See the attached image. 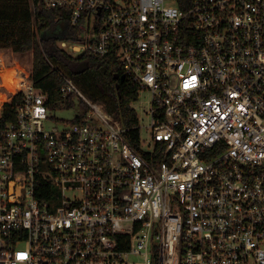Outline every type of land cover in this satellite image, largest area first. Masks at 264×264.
Returning <instances> with one entry per match:
<instances>
[{
	"label": "built area",
	"instance_id": "built-area-1",
	"mask_svg": "<svg viewBox=\"0 0 264 264\" xmlns=\"http://www.w3.org/2000/svg\"><path fill=\"white\" fill-rule=\"evenodd\" d=\"M43 5L70 10L69 54L115 52L151 93L153 144L134 147L63 70V98L88 108L47 127L50 95L21 63L0 127V264H264V0ZM3 49L0 67L19 63Z\"/></svg>",
	"mask_w": 264,
	"mask_h": 264
},
{
	"label": "trees",
	"instance_id": "trees-1",
	"mask_svg": "<svg viewBox=\"0 0 264 264\" xmlns=\"http://www.w3.org/2000/svg\"><path fill=\"white\" fill-rule=\"evenodd\" d=\"M62 24L63 32H54V26ZM78 33V27L71 24L68 9L46 8L43 0H0V48L33 54L32 79L49 93L50 106L56 108L61 103V107L71 108L75 104L74 94L64 99L61 93L63 78L60 71L63 70L89 91L94 100L101 102L115 120L128 128L127 139L140 149V123L132 106L139 98L137 84L129 77L121 80L124 70L115 52L97 55L86 51L74 56L60 46L62 40H76ZM1 87L0 94L8 97V89L3 92ZM18 98L19 95H15L12 102L5 103L0 127L16 118ZM158 151L156 157L162 159L160 148Z\"/></svg>",
	"mask_w": 264,
	"mask_h": 264
},
{
	"label": "rangeland",
	"instance_id": "rangeland-1",
	"mask_svg": "<svg viewBox=\"0 0 264 264\" xmlns=\"http://www.w3.org/2000/svg\"><path fill=\"white\" fill-rule=\"evenodd\" d=\"M63 29H64L63 24L61 26H59V25L54 26V32H57V34L63 32ZM3 52L5 53V55L6 54L10 55L11 56L10 59H12L13 56L17 57V60H18L17 62H19L17 64L14 61L9 60L7 58V60H6L7 67H8V65L16 66V67L24 66L23 64L27 63L28 65H30V67L32 69L33 54L31 52L26 53V54L16 53L11 48H4ZM21 63H23V64H21ZM77 84H78L79 88L83 91V93L89 99H91L92 101H96L89 94V91H87L78 82H77ZM4 89L7 91V89L5 87H4ZM8 91H13V90H11V88H10V89H8ZM6 99H8V97L3 98V100L1 102L6 103L8 101V100L6 101ZM150 99H151V93L149 91H143L140 94V97L136 101L133 102V107L136 109V111L138 113V118H139V123H140L139 125H140V130H141V141H142V144L144 147H147L148 145L153 144V137L151 135L150 130L146 126L148 123V116L146 114V111L150 108ZM83 105H84V103H83L82 99L79 96H77L75 98V104L73 105V107H71V108L57 107V108L51 110L50 111V118L47 120V123H46L47 127L53 128V127L64 126L66 123L77 118L78 116H80L84 112L85 108ZM134 259L137 261L142 260V258L140 256L134 257Z\"/></svg>",
	"mask_w": 264,
	"mask_h": 264
},
{
	"label": "bare ground",
	"instance_id": "bare-ground-1",
	"mask_svg": "<svg viewBox=\"0 0 264 264\" xmlns=\"http://www.w3.org/2000/svg\"><path fill=\"white\" fill-rule=\"evenodd\" d=\"M20 70V66L14 68H3L0 67V86H5V88L13 90L9 92L16 91V87L18 86V80L19 78H16V72ZM1 96V94H0ZM9 99V98H8ZM6 99V101L8 100ZM3 100L2 97H0V103ZM3 104V102H2ZM1 104V105H2ZM0 105V108H1Z\"/></svg>",
	"mask_w": 264,
	"mask_h": 264
},
{
	"label": "crops",
	"instance_id": "crops-1",
	"mask_svg": "<svg viewBox=\"0 0 264 264\" xmlns=\"http://www.w3.org/2000/svg\"><path fill=\"white\" fill-rule=\"evenodd\" d=\"M3 68H14V69H15L16 66H13V67H10V66H9V67H3ZM6 89H7V88H6ZM1 91L6 92V90L4 89V87H1ZM0 97H2V98H6V97H4V96H2V95H1ZM1 104H2V102L0 103V105H1Z\"/></svg>",
	"mask_w": 264,
	"mask_h": 264
},
{
	"label": "water",
	"instance_id": "water-1",
	"mask_svg": "<svg viewBox=\"0 0 264 264\" xmlns=\"http://www.w3.org/2000/svg\"><path fill=\"white\" fill-rule=\"evenodd\" d=\"M116 77H118V74L116 75ZM125 79H126V75H125V73H123L121 75V80L124 81ZM118 87H119V85H118Z\"/></svg>",
	"mask_w": 264,
	"mask_h": 264
}]
</instances>
